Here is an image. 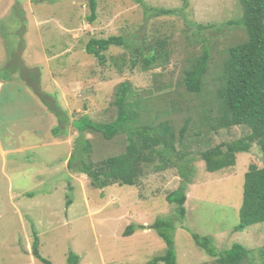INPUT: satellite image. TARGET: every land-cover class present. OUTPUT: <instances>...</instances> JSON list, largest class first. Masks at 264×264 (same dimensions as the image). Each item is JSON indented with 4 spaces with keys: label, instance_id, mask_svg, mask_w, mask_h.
<instances>
[{
    "label": "rangeland",
    "instance_id": "1",
    "mask_svg": "<svg viewBox=\"0 0 264 264\" xmlns=\"http://www.w3.org/2000/svg\"><path fill=\"white\" fill-rule=\"evenodd\" d=\"M96 4L90 21L89 0H0V264H44L32 254L34 233L53 264H67L70 253L79 256L77 264H147L165 249L150 227L160 218L173 222L177 264H216L193 233L209 236L218 251L241 243L253 251L242 264H263L264 222L234 230L244 173L250 163L262 166L261 150L253 144L237 154L234 166L215 172L201 159L203 151L250 133L246 126L216 127L223 60L229 47L247 39L237 23L240 1ZM111 35L126 44L111 46L104 62L86 52L90 38ZM158 40L166 41L167 55L145 69L138 53ZM204 50L209 57L201 88L188 91L186 71ZM123 82L132 88L130 103L141 101L139 120L129 124L156 128L169 121L176 136L173 159L180 164L181 156L193 167L182 218L166 200L185 180L172 165L147 167L135 185L104 188L75 164L68 167L79 134L71 122L84 116L114 121ZM84 138L90 143L86 160L94 163L135 141L127 133L107 139L92 129ZM130 224L134 232L126 236Z\"/></svg>",
    "mask_w": 264,
    "mask_h": 264
},
{
    "label": "trees",
    "instance_id": "2",
    "mask_svg": "<svg viewBox=\"0 0 264 264\" xmlns=\"http://www.w3.org/2000/svg\"><path fill=\"white\" fill-rule=\"evenodd\" d=\"M242 16L237 21L243 25L247 39L228 49V55L222 63L221 84L217 90L216 127L229 128L232 126H246L250 133L231 142L221 143L201 153V159L209 172L232 167L236 163V156L240 152L250 151L253 144L258 145L262 152V166L250 163L244 173L242 186V203L238 212V224L235 231H243L251 225L264 222V0H239ZM96 0H89L90 17L92 21L96 15ZM171 13V10L166 11ZM235 23V21H232ZM126 44L122 36L111 35L107 38L92 37L85 45L88 54L93 55L99 62H104L105 53L111 46ZM166 41L158 40L154 47H142L138 56L143 60L145 69L152 68L159 60L166 57ZM208 51L196 58L192 67L186 71V86L191 92H199L201 80L207 70ZM131 86L120 83L116 91L115 103L118 107L117 118L107 123H95L89 117L73 120L71 124L79 131L78 138L68 160V167L86 174L91 183L98 188H104L114 183L120 185H135L145 173L147 167L152 166L155 171H161L170 165L176 167L185 179L179 188L166 196L167 202L174 205L178 217L186 214L188 198L186 180L192 173L191 165L182 159L176 163L173 159L176 136L169 121L161 122L154 128L149 124L130 125V121H138V111L141 101L130 103ZM63 117V116H62ZM59 117V118H62ZM60 120V119H59ZM68 122V118L64 123ZM100 132L105 138L111 139L118 133H127L135 141L126 144L124 152L108 156L97 163L87 161L90 143L84 138L86 130ZM186 127L182 128V135ZM62 131V130H61ZM60 132V125L53 128L54 135ZM159 163H156V160ZM188 166V167H187ZM150 227L165 242L164 252L153 256L147 264H177L174 240L169 231L174 227L171 219H157ZM135 225L130 224L124 235L134 232ZM194 242L209 256L215 258L216 264H242L253 251L241 243L234 242L229 248L218 251L209 236L193 233ZM32 254L44 264H53L44 257L39 249V239L34 233ZM264 264V249L259 251ZM79 256L70 253L67 264H77Z\"/></svg>",
    "mask_w": 264,
    "mask_h": 264
}]
</instances>
